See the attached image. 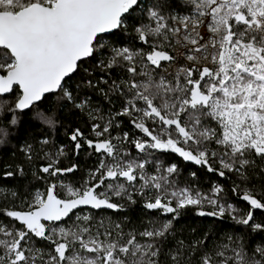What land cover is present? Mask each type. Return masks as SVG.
Wrapping results in <instances>:
<instances>
[{"label": "snow or ice", "instance_id": "obj_1", "mask_svg": "<svg viewBox=\"0 0 264 264\" xmlns=\"http://www.w3.org/2000/svg\"><path fill=\"white\" fill-rule=\"evenodd\" d=\"M37 121L0 264H264V0H0V143Z\"/></svg>", "mask_w": 264, "mask_h": 264}, {"label": "trees", "instance_id": "obj_2", "mask_svg": "<svg viewBox=\"0 0 264 264\" xmlns=\"http://www.w3.org/2000/svg\"><path fill=\"white\" fill-rule=\"evenodd\" d=\"M6 98V97H5ZM8 119H10V114L3 117V120L6 122ZM40 128V122L37 121L35 124H33L31 127L24 123H19L16 126H9V143H0V157L2 158H9L11 157L13 151L17 150L19 145L18 141L22 142L29 133L35 135ZM55 137L62 138L61 137V131L58 130L55 134ZM181 223H192L196 224L197 220L193 219L191 221L188 220V218H185L184 220H181ZM203 225L207 227L208 221L204 220L202 221ZM220 229L224 230L225 228L229 227L228 221L220 222Z\"/></svg>", "mask_w": 264, "mask_h": 264}]
</instances>
